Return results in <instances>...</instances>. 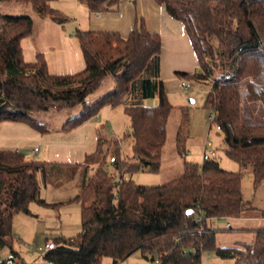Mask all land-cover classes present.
I'll use <instances>...</instances> for the list:
<instances>
[{
	"label": "trees",
	"instance_id": "obj_1",
	"mask_svg": "<svg viewBox=\"0 0 264 264\" xmlns=\"http://www.w3.org/2000/svg\"><path fill=\"white\" fill-rule=\"evenodd\" d=\"M14 1L41 18L65 22L50 6L57 0ZM76 1L89 13L100 14L120 0ZM155 3L182 24L197 60V72H176V78L211 85L205 107L222 135L225 156L240 171H226L205 156L201 166L184 162L183 172L165 184L141 186L131 181L139 170H158L172 110L158 79L161 37L148 32L142 19L135 21L126 38L116 32L76 30L83 67L56 75L49 73L40 53L33 62L23 60L21 43L33 35L31 17L0 13V124H24L47 135L49 130L34 114L81 108L61 129L69 134L103 108L122 105L130 121V134L124 139L132 142L131 162L123 161L121 140L97 130L94 152L77 165L27 160L18 150L0 149V251L9 248L16 262L24 263L11 246L13 217L28 214L31 203L52 206L41 198L40 183L50 182L53 169L74 167L82 170L80 191L55 206L79 204L81 231L52 240L55 248L45 255L52 264H102L104 258L118 264L137 253L156 264H202L209 255L234 264H264V228L213 227L223 221L230 225L228 221L251 208L241 192L243 169H250L254 188L264 181V0ZM108 78L114 80L112 92L88 101ZM154 96L156 106L140 103ZM182 116L175 142L184 157L187 114L182 111ZM90 171L93 175L86 179ZM233 231L251 234L252 241L218 246L217 236Z\"/></svg>",
	"mask_w": 264,
	"mask_h": 264
},
{
	"label": "rangeland",
	"instance_id": "obj_2",
	"mask_svg": "<svg viewBox=\"0 0 264 264\" xmlns=\"http://www.w3.org/2000/svg\"><path fill=\"white\" fill-rule=\"evenodd\" d=\"M50 6L59 13L65 22L57 24L48 18H41L30 7L17 4L14 0L11 2H0V13H24L31 17L33 21V35L24 39L21 43L23 60L25 62L35 61L36 54L40 53L46 62L52 56L53 74L76 73L83 67V61L75 38V32L76 30H92L91 25L98 23L99 19L94 18V16H91V19L88 18L90 13L84 6H80L76 0H57L52 2ZM107 27L113 30L110 25H107ZM197 71L198 66H195L193 72ZM151 74V70L148 68L147 75L152 76ZM162 81H164V78ZM185 83L188 85L186 89L179 87L165 92L172 110L166 124V139L161 152L159 168L154 173L146 170H139L133 173L130 179L136 185L157 186L170 182L183 172L184 162L201 166L205 156L214 158L219 166L226 171H240L237 163L225 156L222 135L210 120L211 111L205 107V100L211 85L196 81H185ZM113 85L114 80L108 78L105 81V85L89 97L88 101L95 102L100 97L112 92ZM131 101L129 103H132ZM157 103V97L155 99L149 98L143 103V106L154 107ZM182 111L187 114L188 131V138L185 141L186 155L184 157L179 156L175 142L176 132L183 120ZM80 112L81 108H77L73 111H50L48 113H37L33 116L39 124L47 127L52 138L58 139L59 135H62L61 129L66 121L77 116ZM98 116L100 120L99 125L104 126L103 133L105 132L108 137L113 136L112 139L117 138L121 140L120 159L131 162L132 142L129 137L124 139V136L130 134V121L123 113L122 105L114 108L111 123L106 120L103 114L99 113ZM23 127L29 129L31 133H36L25 125ZM17 134L15 133L14 136L19 138L24 137L21 133ZM26 138L30 140V137ZM31 143L39 149L38 152H32L31 149L20 150V152L24 154L27 160L41 161L46 153V146L41 141ZM93 171L88 172L86 179H89L93 175ZM241 172L243 200L251 206L250 209L242 214V217H249V219L237 222L228 221L231 226L226 225L227 221L215 222L213 227H231V230H236L238 227L247 229L264 228V181L257 188H254L250 169H243ZM49 174L50 181L56 188L65 189L72 195L80 191L81 169L74 167L56 168L51 170ZM63 193L52 191L49 186L45 189L42 183H40L41 198L44 199L45 203L52 206L31 203L28 208V214L18 213L13 217L11 230L13 236L12 250L21 255L25 264H35L33 261L36 259L38 262L39 252L37 248L42 249L46 243L52 242L53 239L60 237L70 238L80 233L79 204L70 203L55 206V204L65 201V194ZM251 241V234L237 231L226 232L217 236V244L221 247H237L238 244H248ZM9 252L10 250L7 247L2 249L0 251V260L9 258ZM207 262L208 264H234L232 260H221L214 255H209V259L206 262L203 260L202 264H207ZM102 264H112V260L104 258ZM118 264L155 263L142 258L137 253L129 257L127 261Z\"/></svg>",
	"mask_w": 264,
	"mask_h": 264
},
{
	"label": "crops",
	"instance_id": "obj_3",
	"mask_svg": "<svg viewBox=\"0 0 264 264\" xmlns=\"http://www.w3.org/2000/svg\"><path fill=\"white\" fill-rule=\"evenodd\" d=\"M84 8L87 10L85 6ZM91 16L99 19L98 23L91 25L92 31L116 32L122 38H126L134 27L135 21L142 19L148 32L160 35L161 51L159 55L158 79L161 80L162 78L163 80L164 78V81H161L165 92L180 87L181 81L177 80L175 76L176 72L192 73L193 68L198 66L182 24L171 19L166 14L164 8L155 3V0H120L118 5L112 9L100 14L90 13L88 18L91 19ZM107 25H110L113 30H110ZM52 66L53 61L52 56H50L49 61H47V67L50 74H53ZM57 73H59V71H57ZM156 97L157 96H154L152 99H155ZM125 99L126 102H129V98ZM146 100L147 99L140 100V103L144 105L143 103ZM113 110V108L105 107L99 113L103 114L106 120L111 123L113 120ZM99 121V116L97 115L84 125L74 129L69 134L62 133V135H59L60 137L58 139L52 138L50 134L41 135L36 132L39 134L37 135L36 133H31L29 129L23 127L24 124L3 123L0 124V149H14L18 151L31 149L32 152H38L39 149L31 142L41 141V143L46 146V153L41 161L47 163L77 165L82 163L87 155L94 152L97 145L96 131L100 130L101 132L104 130V128H101L102 126L99 125ZM15 133H18L17 135L21 133L24 137H15ZM26 137H30V140ZM34 148H37V151H34ZM43 186L45 189L49 186L50 190L55 192H64L65 201L76 194L75 192V194L72 195L65 189L56 188L51 181ZM248 219L249 217L241 216L240 218L232 219L231 221H246ZM229 226H231V224ZM237 229L247 228L238 227ZM18 255L21 257L20 254ZM208 259L209 257L205 258L204 261L206 262ZM33 263L36 264L37 259L34 260Z\"/></svg>",
	"mask_w": 264,
	"mask_h": 264
},
{
	"label": "built area",
	"instance_id": "obj_4",
	"mask_svg": "<svg viewBox=\"0 0 264 264\" xmlns=\"http://www.w3.org/2000/svg\"><path fill=\"white\" fill-rule=\"evenodd\" d=\"M180 87L183 89H186L188 85L184 81H181ZM212 119V115L210 116V120ZM34 151H37V148H34ZM55 248V244L53 242H48L45 244V246L41 248H37V251L39 252V260L36 264H52L49 260L46 259L45 255ZM0 264H25V263H18L11 257L0 260ZM156 264V263H155Z\"/></svg>",
	"mask_w": 264,
	"mask_h": 264
}]
</instances>
